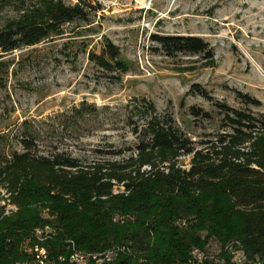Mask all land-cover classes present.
Returning a JSON list of instances; mask_svg holds the SVG:
<instances>
[{
	"label": "trees",
	"instance_id": "obj_1",
	"mask_svg": "<svg viewBox=\"0 0 264 264\" xmlns=\"http://www.w3.org/2000/svg\"><path fill=\"white\" fill-rule=\"evenodd\" d=\"M75 18L86 19L79 3L43 0L0 30V51L31 45ZM152 39L168 54L209 51L201 37ZM141 100L144 109H133L146 121L133 125L137 142L120 159L36 153L22 139L23 150L0 165V264L24 259L32 244L42 247L34 243V231L47 225L54 232L44 244L55 257L69 238L86 252L118 248L107 264H189L191 252H207L214 239L219 250L202 264H236L235 249L246 257L243 264H264V112L220 104L225 129L196 147L168 115ZM247 102L258 103L250 97ZM184 155H190L188 168L180 166ZM11 204L15 210H6ZM40 208L49 209L53 220Z\"/></svg>",
	"mask_w": 264,
	"mask_h": 264
},
{
	"label": "rangeland",
	"instance_id": "obj_2",
	"mask_svg": "<svg viewBox=\"0 0 264 264\" xmlns=\"http://www.w3.org/2000/svg\"><path fill=\"white\" fill-rule=\"evenodd\" d=\"M41 1L0 0V30ZM62 1L79 3L86 19L0 51V165L23 150L22 139L36 153L120 159L137 142L133 125L146 121L133 109H144L141 98L196 147L225 129L220 104L264 112V0ZM156 34L201 37L209 51L168 54ZM118 149L120 156L106 152ZM189 159L181 156L180 166L188 168ZM40 210L53 220L49 209ZM52 232L48 225L34 231L46 239ZM207 244V252L219 250L216 240Z\"/></svg>",
	"mask_w": 264,
	"mask_h": 264
},
{
	"label": "built area",
	"instance_id": "obj_3",
	"mask_svg": "<svg viewBox=\"0 0 264 264\" xmlns=\"http://www.w3.org/2000/svg\"><path fill=\"white\" fill-rule=\"evenodd\" d=\"M35 239L36 241L34 243L42 242V249L33 250V244H32L26 251L28 252L27 256L24 259L15 260L14 264H35V259H41V258L43 259V261L47 262V264H78V263H73L74 255H70V254L67 255L66 247L69 245H73V242H71V244L64 247L62 251V259L54 260V254L52 252L46 251V245L44 244V242L47 240L46 237L35 238ZM203 256L204 255L194 256L193 259H195V261H197L198 264H202L201 257ZM117 257H118V253H114L113 251H111V258H117ZM232 257H233V261L236 264H243L246 259V257L242 252H238V249H235L234 252H232Z\"/></svg>",
	"mask_w": 264,
	"mask_h": 264
},
{
	"label": "bare ground",
	"instance_id": "obj_4",
	"mask_svg": "<svg viewBox=\"0 0 264 264\" xmlns=\"http://www.w3.org/2000/svg\"><path fill=\"white\" fill-rule=\"evenodd\" d=\"M73 240H68L67 245L71 244ZM69 249V253L67 255H74L73 256V263H78V264H107L110 263L113 258H111V251L114 253L118 252V248L116 247H111L110 250H105L97 253H92V252H86V251H80L75 248V244L73 242V245L67 246ZM42 247L35 246L33 250H41ZM47 251V250H46ZM48 252V251H47ZM204 255L202 258V262L205 261H210L213 259V254L209 252H202L198 249H194L191 252V260L189 264H198L195 259H193L194 256H200ZM111 258V259H110ZM55 259H62V254L56 256ZM110 259V260H108ZM35 264H47V262L43 261V259H35Z\"/></svg>",
	"mask_w": 264,
	"mask_h": 264
}]
</instances>
